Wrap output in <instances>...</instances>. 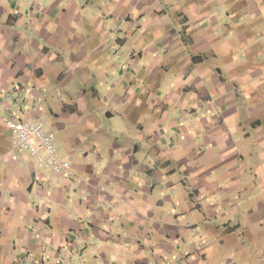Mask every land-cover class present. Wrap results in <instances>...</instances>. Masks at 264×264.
Here are the masks:
<instances>
[{
	"label": "crops",
	"instance_id": "1",
	"mask_svg": "<svg viewBox=\"0 0 264 264\" xmlns=\"http://www.w3.org/2000/svg\"><path fill=\"white\" fill-rule=\"evenodd\" d=\"M21 103L67 174L14 150ZM239 245L264 264V0H0V264H237Z\"/></svg>",
	"mask_w": 264,
	"mask_h": 264
},
{
	"label": "built area",
	"instance_id": "2",
	"mask_svg": "<svg viewBox=\"0 0 264 264\" xmlns=\"http://www.w3.org/2000/svg\"><path fill=\"white\" fill-rule=\"evenodd\" d=\"M25 92L24 88L16 86L7 94V98L14 99L17 96L22 101ZM21 110L24 118L18 119L11 113L5 123L12 133L14 150L25 153L39 171L67 174L71 162L59 156L56 135L41 115L40 105L34 103L26 107L21 103Z\"/></svg>",
	"mask_w": 264,
	"mask_h": 264
},
{
	"label": "rangeland",
	"instance_id": "3",
	"mask_svg": "<svg viewBox=\"0 0 264 264\" xmlns=\"http://www.w3.org/2000/svg\"><path fill=\"white\" fill-rule=\"evenodd\" d=\"M260 34H263V32H261ZM260 34H258V35H260ZM238 247H239V250H241V245H239ZM241 252L243 254H241L239 257H237V264H259L258 263L259 260L257 262H255V263H252L251 260H250V258L243 251V249L241 250ZM227 257H228V253L225 250V255H223V260L224 261H227Z\"/></svg>",
	"mask_w": 264,
	"mask_h": 264
}]
</instances>
